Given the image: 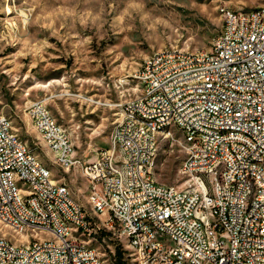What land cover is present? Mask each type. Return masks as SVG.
Wrapping results in <instances>:
<instances>
[{"label":"built area","instance_id":"obj_1","mask_svg":"<svg viewBox=\"0 0 264 264\" xmlns=\"http://www.w3.org/2000/svg\"><path fill=\"white\" fill-rule=\"evenodd\" d=\"M220 28L211 51L170 48L157 50L133 76H146L140 97L120 103V119L110 133V147L98 153V162L65 159L66 141L60 140L52 121H41L39 102L28 109L54 163L65 171L86 173L87 204L75 209L73 194L63 181L48 177L34 165L32 155L21 153L11 130L0 122V211L2 221L28 228L24 240H9L0 233V264H96L87 241H99L113 253L116 264H264V166L252 157L264 156V3L220 10ZM184 126L186 147L182 169L185 187L155 180L153 163L156 135ZM225 127V135H216ZM121 138L123 148L114 147ZM70 139V136H69ZM130 149L122 169H114L115 150ZM216 163L209 186H202L203 166ZM9 165L34 181L28 203L16 200L8 180ZM200 186V193H192ZM208 193L217 203L206 209ZM191 203L203 208L204 239H196ZM55 205H63L69 223L56 219ZM260 227V234H253ZM167 232L169 243L155 241ZM119 236H129L136 253L120 248ZM203 240L221 247V255L203 249ZM121 251L117 262L116 250Z\"/></svg>","mask_w":264,"mask_h":264},{"label":"rangeland","instance_id":"obj_2","mask_svg":"<svg viewBox=\"0 0 264 264\" xmlns=\"http://www.w3.org/2000/svg\"><path fill=\"white\" fill-rule=\"evenodd\" d=\"M264 0H0V114L12 121L52 173L84 207L87 181L80 170L58 167L25 109L43 99L70 136L76 156L87 161L110 147L120 103L140 95L134 71L161 49L210 50L224 7L248 10ZM93 99V100H88ZM100 101L101 103H98ZM155 180L185 187L186 147L177 129L160 131ZM0 223L13 240L25 236ZM24 236V238L22 236ZM20 238V239H19ZM119 242L126 251L124 239ZM106 264L113 253L88 241ZM125 244V245H124Z\"/></svg>","mask_w":264,"mask_h":264},{"label":"bare ground","instance_id":"obj_3","mask_svg":"<svg viewBox=\"0 0 264 264\" xmlns=\"http://www.w3.org/2000/svg\"><path fill=\"white\" fill-rule=\"evenodd\" d=\"M241 15H251V9L241 10ZM162 50H169V49H162ZM206 51H211V46H210V50H195L193 51V54H200L201 52H206ZM141 67H142V63L135 71H140ZM134 78L140 82L141 89H145L146 76L135 75ZM137 97H140V95ZM131 98H135V97H131ZM88 100H93V99H88ZM97 102L101 103L100 101ZM26 110L34 128L37 130V125L34 122V117L32 116V113H30L28 109ZM38 110L41 111V121L54 120L45 102L38 103ZM0 122L5 123L7 130H11L12 135H14L15 143L18 145L21 153H24V155H32V160H34V165L39 167L41 172H47L48 177H52L51 171L45 165H43L42 162L38 160L36 155L30 152V150L26 145V142L22 140L14 131L12 121L5 115L0 114ZM52 128H58V132H60V140L66 141L65 159H73L74 149L72 147V142L71 139H69L68 133L56 121H52ZM177 130L180 133H184V126H177ZM216 135H225V127H216ZM40 137L43 139L42 135H40ZM46 146L48 147L49 150H55V142H46ZM114 147L123 148V141L121 138H114ZM123 157H130V149H123V153L122 150H115L114 169H122ZM91 162H98V155L96 157L91 158ZM252 164H259L264 166V156L252 157ZM182 170L184 173H186V169H182ZM215 170H216V163H208L206 164V166H203V173H200V181L202 186H209V174L207 173H210V171H215ZM83 174L86 177V173ZM8 180L10 187L12 188L22 187L24 189V190H16V200H18L19 203H28L27 193H34L35 191L34 181L29 180L26 176L20 175V167H18L17 165H9ZM63 190L65 194H71L68 188L64 184H63ZM192 193H200V186H192ZM215 203H217L216 194L208 193L206 199V209H213L215 207ZM75 209H77V212H84V207L80 204V202L76 198H75ZM191 212L194 214V220L196 221V230H197L196 239H204L203 231H206V224H204L203 222V208H201L200 204L198 203H191ZM55 214H56V219L59 220L60 224L69 223V216H67L65 211H63V205H55ZM0 223L10 226L14 231L23 234L25 238H27L28 228H21L17 226L15 223L7 224L5 221H2L1 211H0ZM253 234H260V227H253ZM24 236L22 237L24 238ZM119 237L121 238V240L124 239L126 241L125 244L127 245L126 248L129 253H136V244L133 243V241L131 240V238H129V236H119ZM8 239L13 240L9 237ZM13 241H20V240H13ZM155 241H161V243H169V234L167 232H160V234H155ZM87 249L88 251L92 252V254H94V259L96 264H106L103 258H101L100 255L98 254L96 248L89 245L88 241H87ZM203 249H205L207 252H213L214 255H221V247L214 246V244L210 240H203ZM131 264H139V256H132Z\"/></svg>","mask_w":264,"mask_h":264},{"label":"trees","instance_id":"obj_4","mask_svg":"<svg viewBox=\"0 0 264 264\" xmlns=\"http://www.w3.org/2000/svg\"><path fill=\"white\" fill-rule=\"evenodd\" d=\"M120 243V242H119ZM120 248H122V249H124V247L120 244ZM124 251H126L125 249H124ZM121 251L119 250V249H117L116 250V258H117V262H120V260H121ZM114 261V260H113ZM115 262V261H114Z\"/></svg>","mask_w":264,"mask_h":264}]
</instances>
